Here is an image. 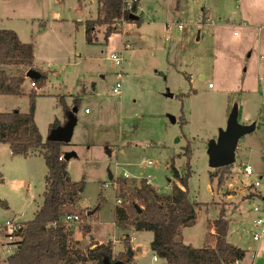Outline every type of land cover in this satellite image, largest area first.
<instances>
[{"label": "rangeland", "instance_id": "rangeland-1", "mask_svg": "<svg viewBox=\"0 0 264 264\" xmlns=\"http://www.w3.org/2000/svg\"><path fill=\"white\" fill-rule=\"evenodd\" d=\"M135 14L138 26L123 23L107 42L98 27L89 45L84 23L96 18V0H0V30L32 44L35 70L45 75L34 89L43 141L55 119L65 122L58 98L68 104L79 98L72 136L60 148L73 153L66 161L70 179L84 182L79 206L85 215L95 212L81 218L79 228L88 223L96 241L110 243L112 261L130 250L129 264H166L152 261L151 232L117 228L115 208L127 204V195L118 193L116 181L124 178L132 188L147 179L169 194L170 184L180 187L173 167L179 176L189 172L187 196L198 206L182 241L195 248L210 244V222L223 210L227 240L245 252L241 264L248 263L258 245L247 220L250 184L264 178V0H138ZM110 54L121 57V66ZM116 82L118 94L112 92ZM31 92L25 78L21 95L0 97V112L26 113ZM234 104L237 122L255 128L239 140L231 169L216 171L208 166L207 143L225 128ZM9 152L0 144V224H23L42 202L47 168L41 156ZM245 164L252 176L243 175ZM86 236L87 246L98 244ZM259 244L254 264H264V236Z\"/></svg>", "mask_w": 264, "mask_h": 264}, {"label": "trees", "instance_id": "trees-1", "mask_svg": "<svg viewBox=\"0 0 264 264\" xmlns=\"http://www.w3.org/2000/svg\"><path fill=\"white\" fill-rule=\"evenodd\" d=\"M97 16L84 23V36L87 44L95 41V31L104 27V41L114 33H119L123 23L133 22L137 26L140 18L136 16V6L125 10L123 0H96ZM129 15L135 18L130 20ZM33 45L23 43L12 30H0V96H19L23 93L25 72L33 67ZM35 87L28 96L26 113L18 110L0 112V144L7 145L13 156L26 157L32 154L41 156L47 168L45 191L42 202L31 220L24 222L18 233L19 241L16 252L9 256L6 264H103L111 260V244H97L93 248H80L73 239V229L62 223L65 214H76L81 218L85 210L78 206L84 189V182L72 181L68 175L66 161H59L63 155L60 148L63 143L42 140L34 123V89L41 88L45 75L29 80ZM79 98L72 100L68 107L62 97L58 103L62 106L64 117L73 108H78ZM184 121H181L183 124ZM55 119L49 125V131L58 127ZM186 150V157H189ZM172 168L173 178L180 187L170 184L169 194L159 193L142 179L137 187H130L126 179L116 181L118 193L126 194L127 204L115 208V224L118 229L132 228L135 232L149 231L152 240L149 248L158 259L166 264H236L245 257L242 249L232 246L226 240L228 220L224 211L211 222L213 246L204 245L195 248L182 242L181 232L194 225L198 206L187 196L186 183L189 172L183 176ZM231 166L219 170H230ZM215 175H210L212 179ZM182 187V188H181ZM130 188V190H129ZM132 192L130 195L129 192ZM135 199L139 203L135 202ZM80 213L83 216H80ZM88 213V212H87ZM83 236L90 234V227H80ZM129 246V245H128ZM118 260V259H117ZM132 256L128 259V263ZM116 261V260H114Z\"/></svg>", "mask_w": 264, "mask_h": 264}, {"label": "built area", "instance_id": "built-area-1", "mask_svg": "<svg viewBox=\"0 0 264 264\" xmlns=\"http://www.w3.org/2000/svg\"><path fill=\"white\" fill-rule=\"evenodd\" d=\"M123 5L125 10H131L133 6H138V0H123ZM180 28V27H179ZM234 35H236L234 33ZM110 61L118 67L121 66V57L118 54H110L108 56ZM31 88H34V83H29ZM120 82H116L112 88L114 94H118L120 91ZM208 87H211L209 84ZM88 110H85L87 112ZM59 161L63 160V155L58 157ZM146 164L151 165L150 161H147ZM242 173L245 176H252L253 170L250 165L246 164L242 167ZM124 177H127L126 174H122ZM146 183L149 184L147 179ZM251 195L248 198L249 212L252 215L251 230L250 235L253 242H259L264 236V178L261 176L255 177L252 184H250ZM116 204H121L119 199L116 200ZM62 223L66 227H71L73 231L77 229V233L80 232L81 219L76 214H65L62 217ZM22 224L16 221H6L3 224H0V260H7L9 256L13 255L16 252L19 236L18 233L22 229ZM82 236V235H81ZM86 238V239H84ZM83 239L86 241L84 244L87 246L88 237L85 236ZM77 241V240H76ZM82 240H79V247L85 248V245H82ZM89 245V244H88ZM152 261H157V257L153 256ZM238 264V262L236 263Z\"/></svg>", "mask_w": 264, "mask_h": 264}, {"label": "water", "instance_id": "water-1", "mask_svg": "<svg viewBox=\"0 0 264 264\" xmlns=\"http://www.w3.org/2000/svg\"><path fill=\"white\" fill-rule=\"evenodd\" d=\"M130 20L134 19V15H129ZM39 76L33 69H29L25 72V78L36 79ZM167 97H171L170 93L166 94ZM77 111L76 107H73L66 115L65 122L59 125L55 129L48 132L46 140L48 142H56L68 144L74 127H75V113ZM238 106L234 104L230 110L227 117L226 125L224 129H219L217 135L214 139H211L207 143L206 155L208 166L211 169L217 170L224 167H228L235 162V151L238 146V142L246 134L251 133L255 124L251 123L249 125H241L237 122ZM173 121V120H172ZM73 156V153H63V160L68 161ZM94 211H89L86 215L89 216ZM132 256L131 251L128 250L127 253L119 257L116 261L104 260L103 264H125L128 259Z\"/></svg>", "mask_w": 264, "mask_h": 264}, {"label": "crops", "instance_id": "crops-1", "mask_svg": "<svg viewBox=\"0 0 264 264\" xmlns=\"http://www.w3.org/2000/svg\"><path fill=\"white\" fill-rule=\"evenodd\" d=\"M77 22H79V21H77ZM233 36H235L234 35V33H233ZM259 58H262V56H260L259 55ZM32 69L33 70H35V64H34V59H33V67H32ZM36 71V70H35ZM40 75V74H39ZM259 79H261V81H262V76H259ZM29 80V79H28ZM29 83H30V81H29ZM0 97H2V96H0ZM9 97H11V96H9ZM67 106H71V104H68V103H65ZM85 110H87V109H85ZM84 110V111H85ZM12 111V110H11ZM35 118V117H34ZM57 120V119H56ZM59 123L61 122L60 120H57ZM34 123H35V121H34ZM36 125V124H35ZM38 128V127H37ZM38 131H39V129H38ZM39 133H40V131H39ZM42 138V137H41ZM7 146V145H6ZM8 148V147H7ZM62 153H64V151L62 150L61 151ZM10 153V152H9ZM10 155H11V153H10ZM11 156H13V155H11ZM14 157V156H13ZM17 157V156H16ZM26 157H30V156H26ZM25 158V157H24ZM246 165V164H245ZM68 171V170H67ZM78 206H79V204H78ZM80 207V206H79ZM81 208V207H80ZM249 212V211H248ZM250 213V212H249ZM249 216V215H248ZM246 217V216H245ZM247 220H249V223L251 224V222H252V215L250 214V218L248 219V217H247ZM212 222V221H211ZM211 222H210V224H211ZM88 224V223H87ZM252 227V226H251ZM130 230V229H129ZM81 232V231H80ZM183 232V231H182ZM181 232V233H182ZM82 233V232H81ZM81 233H78V235L76 234V236L74 237L73 236V239L74 240H77V241H79V240H82V241H84V239H86V238H84L83 239V237L81 236ZM128 232H126L125 234L126 235H128L127 234ZM208 233H209V235H210V240H211V243L210 244H207V245H209V246H213V238H212V234H213V229H212V227H211V225L209 226V230H208ZM90 235H91V237L93 238V240L95 241V243H98V244H101V243H104L103 241L102 242H100V241H96L95 239H94V237H93V234L90 232ZM227 236H228V232H227ZM227 236H226V240H227ZM129 237H130V235H129ZM133 240V237H131L130 238V242ZM262 240V239H261ZM260 240V241H261ZM260 241L259 242H257V248L253 251V256H252V258H251V261H249L248 263H245V264H254V260H255V258H256V254L258 253V250H259V243H260ZM183 242V241H182ZM227 242L229 243V244H231L232 246H234V247H237L236 245H235V243H232V242H229L228 240H227ZM184 243V242H183ZM238 248V247H237ZM132 250H133V252H134V249L133 248H131ZM120 251V250H119ZM137 255H139V254H137ZM134 256V255H133ZM244 261V258H243V260L242 261H240V262H238V264H241L242 262ZM154 262V261H153ZM156 262V261H155Z\"/></svg>", "mask_w": 264, "mask_h": 264}]
</instances>
